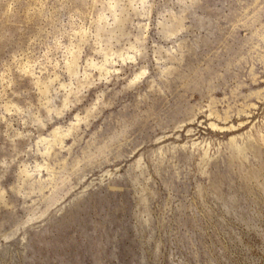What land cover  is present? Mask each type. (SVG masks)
Here are the masks:
<instances>
[{
  "label": "rangeland",
  "instance_id": "rangeland-1",
  "mask_svg": "<svg viewBox=\"0 0 264 264\" xmlns=\"http://www.w3.org/2000/svg\"><path fill=\"white\" fill-rule=\"evenodd\" d=\"M0 264H264V0H0Z\"/></svg>",
  "mask_w": 264,
  "mask_h": 264
},
{
  "label": "bare ground",
  "instance_id": "bare-ground-1",
  "mask_svg": "<svg viewBox=\"0 0 264 264\" xmlns=\"http://www.w3.org/2000/svg\"><path fill=\"white\" fill-rule=\"evenodd\" d=\"M226 180H227V176L223 173L221 168L217 165V167L215 168V171L212 172V175L210 176L211 187L213 189L217 190V193H223V192L218 191V190L223 185H225Z\"/></svg>",
  "mask_w": 264,
  "mask_h": 264
}]
</instances>
